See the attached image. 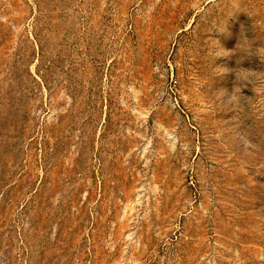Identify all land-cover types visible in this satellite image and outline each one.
<instances>
[{"label":"rangeland","instance_id":"1","mask_svg":"<svg viewBox=\"0 0 264 264\" xmlns=\"http://www.w3.org/2000/svg\"><path fill=\"white\" fill-rule=\"evenodd\" d=\"M0 264H264V0H0Z\"/></svg>","mask_w":264,"mask_h":264}]
</instances>
